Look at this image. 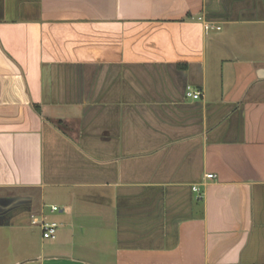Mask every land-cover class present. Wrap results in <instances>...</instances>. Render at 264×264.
<instances>
[{
  "label": "crops",
  "instance_id": "crops-1",
  "mask_svg": "<svg viewBox=\"0 0 264 264\" xmlns=\"http://www.w3.org/2000/svg\"><path fill=\"white\" fill-rule=\"evenodd\" d=\"M0 264H264V0H0Z\"/></svg>",
  "mask_w": 264,
  "mask_h": 264
},
{
  "label": "built area",
  "instance_id": "built-area-1",
  "mask_svg": "<svg viewBox=\"0 0 264 264\" xmlns=\"http://www.w3.org/2000/svg\"><path fill=\"white\" fill-rule=\"evenodd\" d=\"M214 27L207 24L206 25V29L209 30V29H213ZM217 29H220L219 27H217ZM200 92H196L194 93L191 88L188 87L187 89V96L188 97H192V98H199L200 97ZM216 175L215 174H212V173H209L206 175V178L207 179H212V178H215ZM193 190L195 191H198L199 190V187L198 186H194L193 187ZM50 211L51 212H56L58 211V207L56 206H51L50 208ZM31 223L34 224V225H39L40 228H41V231H42V236L44 239H55L57 237V233H58V229H59V225L57 222H54V221H50L48 220L47 218L43 217V218H36V217H32L31 218Z\"/></svg>",
  "mask_w": 264,
  "mask_h": 264
}]
</instances>
